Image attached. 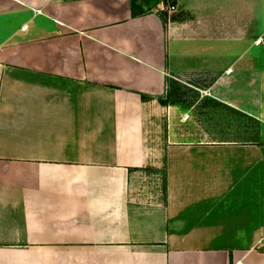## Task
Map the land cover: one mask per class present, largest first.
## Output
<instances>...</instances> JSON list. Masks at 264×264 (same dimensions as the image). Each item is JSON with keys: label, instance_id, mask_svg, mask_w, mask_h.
Returning a JSON list of instances; mask_svg holds the SVG:
<instances>
[{"label": "crops", "instance_id": "1", "mask_svg": "<svg viewBox=\"0 0 264 264\" xmlns=\"http://www.w3.org/2000/svg\"><path fill=\"white\" fill-rule=\"evenodd\" d=\"M262 43L264 0H0V264H264V138L211 137L234 116L139 184L168 78L230 83Z\"/></svg>", "mask_w": 264, "mask_h": 264}, {"label": "rangeland", "instance_id": "2", "mask_svg": "<svg viewBox=\"0 0 264 264\" xmlns=\"http://www.w3.org/2000/svg\"><path fill=\"white\" fill-rule=\"evenodd\" d=\"M250 41L227 40L225 47L220 49L239 53L250 45ZM212 51L211 57L217 56ZM251 52L257 55L253 69L245 68L231 75L227 74L230 83L224 85L212 87L217 78H222V72L188 76L172 74L168 78L162 101L169 106V113L167 110L161 116L148 121L145 130L151 166L140 175V193H147L148 189L153 193L151 197L163 199L165 146L198 137L189 132L192 126L211 130L220 126L226 129V126L232 125L231 116H234L233 122L244 130L243 134L211 137L245 140L264 138V44L252 46ZM251 128L255 131L254 135L253 132L250 134Z\"/></svg>", "mask_w": 264, "mask_h": 264}, {"label": "built area", "instance_id": "3", "mask_svg": "<svg viewBox=\"0 0 264 264\" xmlns=\"http://www.w3.org/2000/svg\"><path fill=\"white\" fill-rule=\"evenodd\" d=\"M255 42L257 43V44H259L260 43V39H257V40H255ZM226 72H231V68H228L227 70H226ZM264 237V236H263ZM233 264H240V262H234Z\"/></svg>", "mask_w": 264, "mask_h": 264}, {"label": "trees", "instance_id": "4", "mask_svg": "<svg viewBox=\"0 0 264 264\" xmlns=\"http://www.w3.org/2000/svg\"><path fill=\"white\" fill-rule=\"evenodd\" d=\"M163 104H165L163 101H162Z\"/></svg>", "mask_w": 264, "mask_h": 264}]
</instances>
